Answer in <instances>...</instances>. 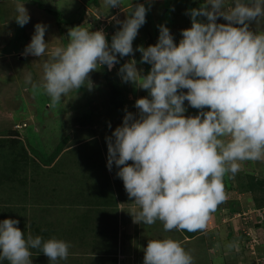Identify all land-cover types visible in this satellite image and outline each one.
Instances as JSON below:
<instances>
[{
    "label": "clouds",
    "instance_id": "clouds-1",
    "mask_svg": "<svg viewBox=\"0 0 264 264\" xmlns=\"http://www.w3.org/2000/svg\"><path fill=\"white\" fill-rule=\"evenodd\" d=\"M12 2L14 20L27 25L25 0ZM103 3L110 9L124 0ZM148 10L138 3L125 20L113 16L122 26L110 44L103 30L76 26L69 29L66 44L50 47L47 25L37 23L22 55L46 57L43 75L39 84L31 77L25 83L34 93L43 89L56 105L73 90H91L92 71L104 65L111 71L119 58L140 52V63L151 65L150 71L145 75L131 59L118 75L149 95L136 100L138 115L126 112L122 125L106 138L107 168L115 164L134 198V222L159 221L165 232L205 231L211 213L225 200L224 176L239 172L243 161L264 160V31L249 27L264 17V0H203L186 10L191 27L181 31L179 44L161 24L157 43L134 49ZM220 18L227 23H218ZM185 101L199 114L186 116ZM18 225V219L0 221V264H33V249L50 264L67 260L68 241L26 236ZM236 246L225 245L227 250ZM143 251V264H193V256L172 238L150 239Z\"/></svg>",
    "mask_w": 264,
    "mask_h": 264
},
{
    "label": "rangeland",
    "instance_id": "rangeland-1",
    "mask_svg": "<svg viewBox=\"0 0 264 264\" xmlns=\"http://www.w3.org/2000/svg\"><path fill=\"white\" fill-rule=\"evenodd\" d=\"M99 1L98 5H85L84 0H53L50 6L54 12L62 13L60 18L57 12L55 15L38 8L34 0H25V7L31 19L27 25L20 27L14 20L15 11L12 0H0V136L11 131L13 135L10 136L16 141V146H19L17 151L24 157L26 155V158L21 157L24 162L19 165V168L20 171L22 170L21 175L26 173L28 177L26 187L28 189L33 187L32 194L33 191L39 190L48 195L49 200L54 201L58 199L55 194L68 188L69 174L84 175L86 172V181L90 180L91 184L95 181L98 183L99 193L94 189L93 194L88 196V204L96 212L106 206V202H103L101 197L107 198V194L108 198H111L116 190L121 203L128 201L129 197L124 184L116 175L118 168L115 164L111 171L107 168L106 138L111 136L116 127L122 125L126 112L138 115L139 110L135 107L136 100L149 95L147 90L122 81L118 75L119 68L129 60L135 59L137 68L142 69L146 75L151 65L140 63L142 54L136 51L134 55L119 58L120 62L111 70L110 77L120 84L116 97L113 88L110 87V78L103 72L106 66L104 65L89 74L92 81L91 90L83 86L79 90L68 93L59 104L53 105L43 89H38L34 93L31 85L25 83L28 77H31L36 84L41 82L42 65L46 59V57L22 55L34 34V26L37 23L47 25L45 41L49 42L50 47L66 44L68 34L67 25L64 23L78 18L85 11V17L78 22L77 26H84L90 31L103 30L110 44L112 36L122 26L112 20V17L115 16L123 21L131 14V6L144 3L149 9L146 14V23L139 29L133 41V48L139 45L147 47L157 43L158 26L161 24H165L170 29L175 42L179 44L182 39L181 31L191 27V17L186 15V10L198 8L203 3V0H152L149 4V0H124V5L109 9L104 5L103 0ZM200 19L206 22V18ZM217 22L227 23L223 18L218 19ZM249 27L252 31H264V17L260 18L259 22L252 21ZM185 107L187 108L186 116L199 114L200 110L190 107L187 101H185ZM61 144L63 149L55 154ZM128 163L131 164L132 161ZM245 173H253L257 177L264 178V160L243 161L239 172L224 176L225 200L211 213L208 221L214 233L207 230L197 231L192 237L188 234L187 239L180 233L169 231L167 238L178 241L193 256V264H264L262 228L264 208L263 210L256 208L252 193L238 190L237 184L246 181ZM108 178H112L111 182L116 185V188L112 187V192L110 190L105 193L111 188ZM65 179L68 182L65 183ZM85 183L84 181L82 184ZM91 184L87 182L86 186L90 187ZM133 201L132 198L131 202ZM24 203L21 206H10L9 209H5L10 212L8 218L18 219V227L25 232L26 236L30 233L44 238V235L53 229L52 226H47V220L43 221L44 216H48V210L40 205L33 207L29 201ZM228 206H234L240 213L231 211ZM74 215L77 216V213ZM65 217L73 218L70 213ZM257 223H260L262 227H257ZM121 224L122 221L120 226ZM130 224L128 219V223L122 224L123 229H127ZM120 226L118 224L120 234H123ZM131 232L132 234L136 232L132 224ZM161 233L159 230L155 234L151 232L152 239H156L155 237L160 236ZM89 234L91 236L85 237L86 247L96 245L98 238L103 239L96 234ZM231 234L235 237H230ZM141 239L140 248L136 247L132 239L126 241V246H122L120 241L116 247V242L110 241L109 238V241L105 239L104 244L99 245L104 249H121V252L128 257L131 255V249L146 248L148 236ZM231 242L236 243L237 246L231 250L222 249L221 243L226 245ZM218 244L219 248H217ZM94 248L95 246L87 249ZM123 254L118 255V258L103 257V261H96L94 256L90 255L92 263H86L82 259H77V263L72 260L71 263L131 264Z\"/></svg>",
    "mask_w": 264,
    "mask_h": 264
},
{
    "label": "crops",
    "instance_id": "crops-1",
    "mask_svg": "<svg viewBox=\"0 0 264 264\" xmlns=\"http://www.w3.org/2000/svg\"><path fill=\"white\" fill-rule=\"evenodd\" d=\"M85 177H86V172L84 173V175H74L73 176L69 174V186L67 189L65 188L64 190L60 191L58 194H55L57 195L58 199L51 201L44 197L43 200H37L36 202L33 203V204H37L39 202V205L41 207H43L45 210H48V216L47 215L44 216L43 221L45 222L47 220V223H48L47 226H52L53 229L48 234L45 232L46 236H44V239L56 237V238L68 241L71 245L67 260L58 261L56 262V264H73L71 263L72 260H74V263H77V259H80V260L82 259L86 263L91 262L90 255L91 257L94 256L96 261L97 260L103 261L104 260L103 257L108 259L109 256L110 257L115 256L116 258H118L117 257L118 255L123 254L121 252V249H112V248L104 249L99 245V244L103 245L105 242V239L108 240V238L110 239V241L116 242V247H118L117 243H120V241H122V244H123L122 246H126L127 245L126 241H129L132 239L135 241L136 247L140 248L142 246L141 238L143 237V239H145L148 236V239L146 240L149 241L150 239H152L151 232L153 234H155L157 230L162 232L161 233L163 234L162 236L161 234H159L160 236H156V237L154 236L155 238H158V237L163 238V237L168 236L169 232L164 231L163 225L159 221H157L156 223L152 225H144L141 223L134 222V218L131 213H133L134 209H138V206L135 205L134 201L131 202V199L129 198H127L128 201H125L124 204L121 203L117 190L112 194L111 198H108L107 194H106L107 198L101 197L102 201L106 202L105 207H103L100 210H97V212L92 210V206L88 204V196L93 194L94 189L98 191V188H97L98 183H96L95 181L94 184H91V181L90 180L86 181ZM67 179H65V183L68 182ZM108 179H109V184L111 185V188H109V190L107 189L105 193L110 190L112 192L113 191L112 187L116 188V185L112 184L111 182L112 178H108ZM13 181L16 184H18L19 183L18 177L14 179ZM84 181L86 183L87 182L90 183L92 186L87 187L86 183L83 185L82 183H84ZM120 182L123 183L121 179H120ZM27 183H28V180L24 181L23 186H20V187H25V189L28 190V187H26ZM0 184H6L5 177H0ZM30 190L32 191L33 187H31ZM31 199L33 200L32 193H31ZM18 203L17 204L13 203V204L14 206H21L25 204V203L19 202V200H18ZM56 213H58V215H56ZM68 213H70L73 218L70 219L68 217H65V215H67ZM74 213H77V216H75ZM128 219H130V223L135 226L136 232H134V234H132L133 232H131V224L128 225L127 229L126 228L123 229L122 224L125 222L128 223ZM88 221H89V224H88ZM121 221H122V224L120 226ZM118 224L120 227H122L123 232H124L123 234L122 233L120 234ZM206 230L207 232L214 233L212 226L210 227L208 225V228ZM88 232L96 234L100 237H103V239L101 238L97 239L98 241L96 245H94L95 248L98 247L97 249L95 248L87 249V248H91L94 246H91V247L85 246V237L90 235ZM129 232H131V234ZM171 232L180 233V235L186 236V238L188 235L186 234V230L184 231L176 230L175 231L174 229ZM230 237L233 238L235 236L231 234ZM225 239L227 240V238ZM76 243H77V246H76ZM220 245L222 249H226L225 243H221ZM77 248H84V249H77ZM35 255L36 257L32 259L33 264H50V259L46 255H44L42 252H35ZM125 258L131 264H143V260H144L143 248L142 249H131V255H128V257L125 256Z\"/></svg>",
    "mask_w": 264,
    "mask_h": 264
},
{
    "label": "trees",
    "instance_id": "trees-1",
    "mask_svg": "<svg viewBox=\"0 0 264 264\" xmlns=\"http://www.w3.org/2000/svg\"><path fill=\"white\" fill-rule=\"evenodd\" d=\"M49 1V2H48ZM34 0L35 4H37L38 8H41L48 13H56L53 11L52 7L50 6L53 0ZM85 5H98L100 3L99 0H84ZM49 3V4H48ZM87 3V4H86ZM85 11L76 19L70 20L67 23H64L62 20L61 23L66 24V32L68 34V31L70 28L76 27L78 25V22L82 21L85 17L84 15ZM58 17L61 18V12H57ZM56 15V14H55ZM106 66H104V74H106L110 80V87L114 90V96L116 97V92L119 91V82L116 80L114 81L112 77H110L111 71L106 70ZM13 135L11 131L8 134H5L3 136H0V177H5L6 184H0V221L7 219L8 214L10 213L9 209L10 206H14L13 203H24L25 201H29L31 203V206L34 207V205H39V202L37 204H33L37 200H43V198L48 199V195L45 193L40 192L39 190L33 191V200L31 199V190L25 189L23 186L24 181H27V175L26 173L21 175V171L19 168V165H21L24 162V159L21 157H24L22 153H19L17 150H19V146H16V141L12 138ZM15 143V144H14ZM66 144V143H65ZM63 149V145L61 144L55 154H57L60 150ZM54 154V157H55ZM26 158V155L25 157ZM246 181H241L239 184H237V188L239 191L243 192H250L252 193V198L254 201V204L257 209L264 208V178L257 177L253 173H245ZM18 177V184H16L13 180ZM231 189L234 187L231 185ZM30 193V195H29ZM37 198V199H35ZM233 205V203H232ZM6 207V208H5ZM228 208L235 212L240 213L239 209H236L234 206H228ZM257 227H262L260 223H257ZM263 231H264V224H263ZM26 231V230H25ZM189 237L194 236L197 232H188ZM26 235V234H25ZM46 236V235H44ZM35 252H40L38 249L32 250V259L36 257ZM3 264H8V261H3Z\"/></svg>",
    "mask_w": 264,
    "mask_h": 264
}]
</instances>
